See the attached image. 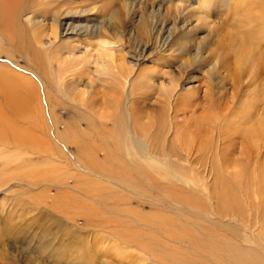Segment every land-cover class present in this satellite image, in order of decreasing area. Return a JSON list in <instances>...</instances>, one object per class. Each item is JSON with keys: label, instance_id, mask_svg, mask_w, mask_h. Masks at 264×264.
Listing matches in <instances>:
<instances>
[{"label": "rangeland", "instance_id": "1", "mask_svg": "<svg viewBox=\"0 0 264 264\" xmlns=\"http://www.w3.org/2000/svg\"><path fill=\"white\" fill-rule=\"evenodd\" d=\"M90 1L77 3L86 5ZM127 1L98 0V4L108 11L124 7ZM231 5L235 9L222 17V27L236 31L256 26L255 22H246L250 14H256L257 7L243 0H233ZM8 26L0 24V264H151V259L135 245L140 241L132 231L144 233L148 230L145 220L158 213L163 218H176L162 204H171L170 197L175 202L189 197L204 205L200 200L203 195L214 192L211 183L216 163L211 162L210 176L198 165L192 166L200 172H192L193 186L181 185L163 169L149 167L143 161L149 154L130 150L123 111L125 95L119 86H103L106 82L89 58L93 39L62 37L49 16L37 25L26 23L21 16L18 25ZM153 53L147 49L131 75L130 95L135 99L130 112L143 134L155 132L166 117L155 87L166 81V70L175 65L166 63L170 60L167 52ZM118 55L125 62L134 59L126 48ZM49 58L54 63L52 68ZM148 72L154 80L150 86L145 84ZM188 72L192 76L189 87L204 107L201 99L209 88L207 77L201 76L199 70ZM227 75L222 82L223 93L230 96L232 75ZM57 79L78 84L87 93L73 96L74 90L66 85L59 91ZM107 80L112 85V80ZM185 93L186 90L179 94ZM142 94H147V99ZM202 113L201 109L194 111L195 136L190 145L179 148L186 155L199 157L209 147L223 151L222 177L251 220L246 230L238 225L237 234L239 231L243 243L245 236L250 240L254 256L264 258V192L259 206L247 207L237 190L240 186L242 192L246 191L250 174L253 177L254 169L264 162V148L260 156L255 153L263 143L236 144L240 140L235 139V144L205 145L211 143L216 132L204 121L207 113ZM233 120L236 118L228 121ZM46 140L55 147L53 153L43 150ZM170 148L148 150L165 160ZM247 156H256L257 162ZM168 162L175 172L185 173L172 157ZM212 220L221 227H233L228 222ZM210 222L203 219L202 224L211 225Z\"/></svg>", "mask_w": 264, "mask_h": 264}, {"label": "bare ground", "instance_id": "2", "mask_svg": "<svg viewBox=\"0 0 264 264\" xmlns=\"http://www.w3.org/2000/svg\"><path fill=\"white\" fill-rule=\"evenodd\" d=\"M91 1L90 4L80 5L78 0H0V24L5 27H9L8 24L18 25L19 17L22 16L26 23L37 25L49 16L51 24L60 29L62 37L70 35L84 40L93 39L89 58L96 66V73L106 82L103 86L109 88L115 85L116 89L119 86V91L125 95L123 111L127 119L130 150L136 149L142 154H149L143 158L149 167L163 169L168 176L185 186H193L191 177L196 169L192 166L198 165L207 176H210L211 162L214 161L217 166L211 183L213 194L207 193L200 199L204 205L189 197L177 198L176 202L175 198L170 197L173 201L171 204H162L176 218H163L158 213L159 216L154 215L145 220L148 230L143 231L144 233L135 229L132 231L133 236L140 241L135 245L151 259V264H264L263 257L253 255L250 240L244 235L243 243L239 231L237 234L236 228L240 226L246 230L247 222L251 223V220L222 177L225 172V169H220L224 164L222 157L220 161L223 151L209 147L199 157L194 154L186 155L179 148L190 145L193 140L192 132L196 130L194 111L201 109L203 113H207L204 121L216 132L211 136V143L205 145L235 144V139H239L240 143L236 144L263 143L256 147L258 151L255 152L256 156L263 153L264 0H243L257 7L256 14H250L249 21L246 22H255L256 26L236 31L221 26L222 17L235 9L231 5L233 0H128V5L124 6L126 11L124 7L104 11L98 0ZM202 31L205 35L201 36ZM55 36L56 32L54 39ZM172 45L176 48H172ZM124 48L133 60L125 62L123 56L118 55ZM149 48L150 53L167 52L166 57L170 60L166 63L175 65L166 70V81L162 80L155 87L157 101L163 105L166 117L155 132L147 131L143 134L136 127L130 112L132 99H135L130 95V86L131 75L139 67L141 58ZM184 54L187 56L182 58ZM48 61L52 68L53 61L50 58ZM190 70H199L201 76L207 77L209 88L201 99L206 104L204 107H201L202 103H199V98L189 87L192 79V76H188ZM226 71L232 75L229 79L232 87L230 96L223 93L225 86L222 82L228 77ZM145 77V84L150 86L154 83L150 73ZM107 79L112 80V85L107 83ZM72 83L57 79L55 85L58 90L69 86L74 90L73 96L87 93L84 88L79 89L78 84ZM185 90V96L179 94ZM142 95L143 99H147V94ZM231 105L235 108L232 109ZM89 111L92 112L91 107ZM230 118L236 120L228 121ZM197 133L199 134L198 130ZM168 147L171 148L167 150L166 154L169 155L165 160L148 150ZM43 148L48 153H53L55 149L49 140L44 142ZM241 153L243 154L242 150ZM256 156L247 157L256 163ZM171 157L175 163L180 164L184 174H179L168 166ZM259 165L253 171L254 176L250 174L251 179L247 177L246 193L242 192L240 186L237 187L247 207L249 204H261L259 201L264 192V162ZM197 173L200 174L199 171ZM207 215L212 217H206ZM202 218L211 220V225L204 226ZM212 219L228 222L233 227H221ZM261 219L264 220V212Z\"/></svg>", "mask_w": 264, "mask_h": 264}]
</instances>
